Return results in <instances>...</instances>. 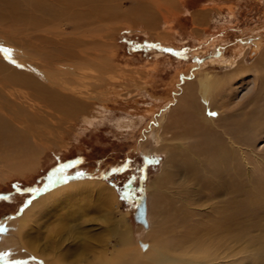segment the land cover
Listing matches in <instances>:
<instances>
[{
	"label": "bare ground",
	"instance_id": "obj_1",
	"mask_svg": "<svg viewBox=\"0 0 264 264\" xmlns=\"http://www.w3.org/2000/svg\"><path fill=\"white\" fill-rule=\"evenodd\" d=\"M193 3L0 0V145L20 142L26 159L34 144L38 150L51 141L63 147L75 122L91 125L104 116L99 112L119 108L124 113L114 125L131 133L143 127L141 148L152 143L155 148H144L146 153L165 154L152 199L146 194L147 223H138L142 245L133 244L129 227L121 230L122 217L114 229L123 249L110 256L103 237L97 243L98 235L88 238L90 229L76 236L69 222L97 206L118 208L117 194L104 179L55 174L6 223L0 264H239L259 253L245 232L252 226L264 230V220L256 218L257 208L264 209V148L257 146L264 137V46L258 34L232 39L227 22L235 17L233 3ZM12 16L25 17L26 27L7 23ZM218 18L225 22L214 23ZM262 28L264 5L251 29L262 33ZM124 30L161 45L178 46L188 37L196 45L194 56L228 67L219 75L198 74L200 63L179 60L160 90L158 65L173 59L154 53V62L145 66L119 62ZM249 49L256 54L250 64ZM16 127L25 136L14 139ZM6 156L5 170L27 165L18 155ZM0 179L8 180L3 169ZM164 196L166 206L160 204ZM44 216L52 232L28 236V228ZM76 238L87 241L63 246ZM35 240L39 246L29 247Z\"/></svg>",
	"mask_w": 264,
	"mask_h": 264
},
{
	"label": "rangeland",
	"instance_id": "obj_2",
	"mask_svg": "<svg viewBox=\"0 0 264 264\" xmlns=\"http://www.w3.org/2000/svg\"><path fill=\"white\" fill-rule=\"evenodd\" d=\"M205 3L209 5L233 3L234 7H236L235 17L227 22V31L230 33L232 39L240 40L258 34L260 43L264 46V28L261 29L263 31L262 33L253 32L251 29L256 24L257 16L262 12L264 0H194L193 7ZM130 6H132V3L128 2L127 7ZM24 19L25 17L18 18L16 16L5 18L7 23H14L18 27H26L27 23ZM224 20L218 18L214 23L219 21L225 22ZM128 32L124 30L118 39L122 43L119 62L125 64L132 62L131 64L136 67L145 66L154 62V53H159L162 57L173 59L172 61L162 60V63L158 65L155 83L160 90H163L170 82L174 74L173 71H175V67L177 66L176 64H178L177 61L179 60L184 62H191L193 60L194 62L200 63V66L195 71L198 74L210 73L212 75H219L224 73L228 67V65H225L226 63H219L207 59L204 55L194 56L192 49L196 45L188 37L183 42L181 41V44L178 46L169 43L161 45L159 42L147 39L144 35ZM24 41L23 39L21 40V42ZM225 44L227 43H223V45ZM224 50L229 54L228 48ZM138 52L144 53L145 55L143 57H137L138 59L130 57L131 54ZM246 55L245 62L248 64L253 63L256 54H253L249 49ZM241 89L240 97L243 93V89ZM139 98L141 100L140 102H143L145 99L143 97ZM109 102L113 106L112 101ZM123 113L124 111L122 109L114 108L113 111L99 112V114L104 116H99L94 124L75 122L74 127L64 136L65 146L59 147V143L51 141L38 150L34 144L32 149L30 147L26 150V153H28L26 159L25 146L20 145V142L14 145L11 143L12 145L8 146L6 143L0 145V170L3 169L4 177L6 176L8 178L7 181L0 179V243L5 240V231L9 226L6 223L13 216L19 215L24 205L30 204L35 193L40 191L42 185L47 180L55 174L74 173L84 179H94L95 181L104 179L108 181L118 198V208H114L112 205L105 207L103 205L101 207L97 206L93 210L89 209L88 213H84L83 215L79 214L76 219L71 220L69 223L75 227L74 231L76 236H82V230L90 229L88 238L91 239L94 235H98V238L95 237L97 243L103 237L105 243H107L108 254L110 256L117 249H123V246L119 245V234L114 229V221L122 217L123 223L119 225L121 230L129 227L131 232L130 238L133 240V244L142 245L139 241L140 225H138L141 222L136 219L138 200L143 193L152 199L155 191L154 185L158 184L157 182L154 183V180L163 172L162 164L165 159V154H157L156 152L146 153L144 148H155V144L152 143H144V147L141 148L140 140L143 142V133L140 129L143 127L139 129L138 126L137 131L131 133L125 127L120 128L114 125L116 118ZM16 129L13 132V137L14 139H19L21 137L18 134L23 135L25 133L20 129L18 130L17 127ZM257 146L259 149L264 148V137L260 139ZM35 151L38 153L36 154ZM7 152L9 154L13 153L16 156L18 155L21 159H25L27 165H23L20 168L17 167L16 170H5L3 164H5ZM35 154L37 158H35ZM257 177L258 173L255 172L253 174V180ZM165 192H167V189ZM234 196L237 199V194ZM89 197L94 199L95 195L90 193ZM162 203L166 206L165 196L160 198V204ZM151 205H149V208L153 207ZM257 211L261 215L256 218L264 220V209L257 208ZM156 218L153 216L154 221L158 220ZM46 219L44 216L36 223H33V226L28 228V236L33 235L38 230H46L47 234L52 232V230H47L43 225ZM84 219L88 221L81 223L80 227L75 226L76 223H80ZM3 222L5 224H2ZM68 228L65 226L63 229H60L65 234ZM245 233L248 234L246 237L253 239L250 248H259L260 251L257 255H252L248 259L242 262L240 261L239 264H264V230L252 226L250 231ZM35 241L34 243H28L29 247H38L40 242ZM85 241L87 240L76 238V240L66 241V243H63V246L67 247V242L78 243L81 246ZM261 258L263 261H261Z\"/></svg>",
	"mask_w": 264,
	"mask_h": 264
},
{
	"label": "water",
	"instance_id": "obj_3",
	"mask_svg": "<svg viewBox=\"0 0 264 264\" xmlns=\"http://www.w3.org/2000/svg\"><path fill=\"white\" fill-rule=\"evenodd\" d=\"M136 219L143 223H147L146 220V194L143 193L138 200V207L136 212Z\"/></svg>",
	"mask_w": 264,
	"mask_h": 264
},
{
	"label": "snow or ice",
	"instance_id": "obj_4",
	"mask_svg": "<svg viewBox=\"0 0 264 264\" xmlns=\"http://www.w3.org/2000/svg\"><path fill=\"white\" fill-rule=\"evenodd\" d=\"M5 52H7L8 50L7 49H4ZM211 115H216L215 113H211Z\"/></svg>",
	"mask_w": 264,
	"mask_h": 264
}]
</instances>
